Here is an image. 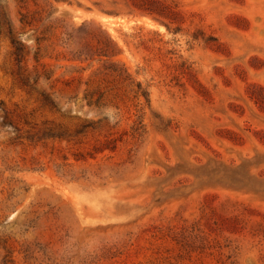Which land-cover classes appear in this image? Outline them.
I'll list each match as a JSON object with an SVG mask.
<instances>
[{
  "label": "rangeland",
  "instance_id": "obj_1",
  "mask_svg": "<svg viewBox=\"0 0 264 264\" xmlns=\"http://www.w3.org/2000/svg\"><path fill=\"white\" fill-rule=\"evenodd\" d=\"M0 264H264V0H0Z\"/></svg>",
  "mask_w": 264,
  "mask_h": 264
},
{
  "label": "trees",
  "instance_id": "obj_2",
  "mask_svg": "<svg viewBox=\"0 0 264 264\" xmlns=\"http://www.w3.org/2000/svg\"><path fill=\"white\" fill-rule=\"evenodd\" d=\"M11 45L13 46V48H14V55H15V60L17 61V62H20V61H18L17 59H18V57L20 56V53H21V48H20V45L18 44V43H16L14 40H12L11 39Z\"/></svg>",
  "mask_w": 264,
  "mask_h": 264
}]
</instances>
